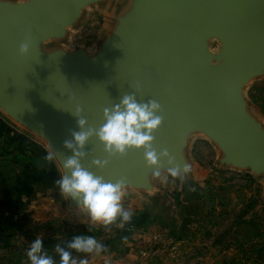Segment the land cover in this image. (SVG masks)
I'll return each instance as SVG.
<instances>
[{"label":"water","instance_id":"water-1","mask_svg":"<svg viewBox=\"0 0 264 264\" xmlns=\"http://www.w3.org/2000/svg\"><path fill=\"white\" fill-rule=\"evenodd\" d=\"M106 1L0 0V108L47 141L64 173L62 162L73 155L64 142L81 131L75 109L84 130L98 129L104 108L135 94L160 104L152 147L168 157L155 166L143 148L109 157L92 135L79 149L84 168L153 193L169 168L185 179L188 140L200 133L220 150V164L249 170L264 185V126L244 95L264 75V0H124L94 52L63 47L84 9Z\"/></svg>","mask_w":264,"mask_h":264},{"label":"rangeland","instance_id":"rangeland-1","mask_svg":"<svg viewBox=\"0 0 264 264\" xmlns=\"http://www.w3.org/2000/svg\"><path fill=\"white\" fill-rule=\"evenodd\" d=\"M123 1L86 7L63 47L94 52ZM244 95L264 126V75L252 79ZM0 117L27 139L12 134L14 143L8 144L0 136V264H29L27 251L36 238L59 261L56 245L66 246L78 234L94 236L104 250H73L77 264L82 259L88 264H264L261 177L220 164V150L205 135L188 140L185 179L165 176L153 193L125 188L121 203L132 218L104 225L60 192L56 180L62 167L54 155L57 170L41 158V149L53 153L47 141L1 108Z\"/></svg>","mask_w":264,"mask_h":264},{"label":"clouds","instance_id":"clouds-1","mask_svg":"<svg viewBox=\"0 0 264 264\" xmlns=\"http://www.w3.org/2000/svg\"><path fill=\"white\" fill-rule=\"evenodd\" d=\"M28 44H21L20 52L25 53ZM161 106L155 100L145 103L139 102L135 94L124 95L118 104L103 109L104 123L98 128L85 129L87 120L81 116L82 109H75L77 124L81 131L72 132V140H66L64 146L71 149L73 155L66 157L62 164L64 174L56 180L60 192L66 197H71L77 202L78 209L86 211L92 221L102 222L104 225L113 223L118 217L122 222L132 218V213L122 206V198L125 194V181H105L102 176L95 175L81 164V159L86 155L80 151L88 139L95 135L104 145V151L111 156H124L129 150L143 148L144 159L149 166L158 164L160 156L168 157L167 150L157 154L152 147L154 136L152 133L161 125L163 117L159 115ZM54 153L47 156L53 159ZM93 165L103 168L108 161L93 160ZM169 163H172L169 158ZM184 172L189 171L185 166ZM172 177L180 174L176 167L168 169ZM153 176H160L159 171H154ZM73 250L77 253L99 254L104 250V245L94 236L78 234L72 237L66 244H57L54 253L59 261L50 255L44 248L43 239L36 238L30 244L27 251L29 264H77L73 256ZM79 264H88L87 259H82Z\"/></svg>","mask_w":264,"mask_h":264},{"label":"trees","instance_id":"trees-1","mask_svg":"<svg viewBox=\"0 0 264 264\" xmlns=\"http://www.w3.org/2000/svg\"><path fill=\"white\" fill-rule=\"evenodd\" d=\"M12 134H16V136L18 138H21L23 139L24 141L27 140L22 134L14 131V129H12V127L10 125H8V123H6L1 117H0V136H5V141L6 143L10 144L12 143ZM14 143V142H13ZM1 151L4 152V154L7 155V152H5L3 149H1ZM49 154L47 153L46 150L44 149H41V158H43L45 160V162L50 166L52 167L54 170H57L56 169V166H55V163L53 162V160H48L47 159V156Z\"/></svg>","mask_w":264,"mask_h":264},{"label":"crops","instance_id":"crops-1","mask_svg":"<svg viewBox=\"0 0 264 264\" xmlns=\"http://www.w3.org/2000/svg\"><path fill=\"white\" fill-rule=\"evenodd\" d=\"M3 120H4V119H3ZM4 121H5V120H4ZM12 140H13V138H12ZM13 141H14V140H13ZM13 141H12V142H13Z\"/></svg>","mask_w":264,"mask_h":264}]
</instances>
